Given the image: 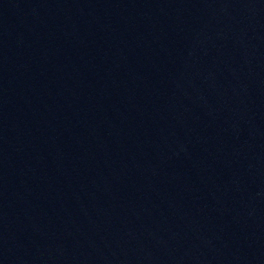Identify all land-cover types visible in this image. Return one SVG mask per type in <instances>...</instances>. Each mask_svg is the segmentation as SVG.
I'll return each instance as SVG.
<instances>
[{
	"label": "water",
	"instance_id": "95a60500",
	"mask_svg": "<svg viewBox=\"0 0 264 264\" xmlns=\"http://www.w3.org/2000/svg\"><path fill=\"white\" fill-rule=\"evenodd\" d=\"M0 264H264V0H0Z\"/></svg>",
	"mask_w": 264,
	"mask_h": 264
}]
</instances>
